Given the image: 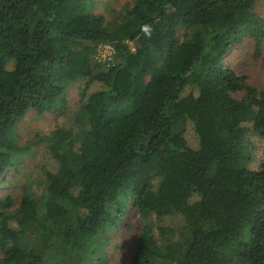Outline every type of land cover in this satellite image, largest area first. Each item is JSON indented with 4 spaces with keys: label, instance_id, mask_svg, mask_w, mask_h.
<instances>
[{
    "label": "trees",
    "instance_id": "1",
    "mask_svg": "<svg viewBox=\"0 0 264 264\" xmlns=\"http://www.w3.org/2000/svg\"><path fill=\"white\" fill-rule=\"evenodd\" d=\"M256 1L133 0L114 22L92 0H0V175L24 151L17 121L85 78L78 131L44 137L42 196L26 182L17 206L0 199V264H77L125 192L143 220L129 264H264V88L222 63L239 33H261ZM32 223L47 259L23 245Z\"/></svg>",
    "mask_w": 264,
    "mask_h": 264
},
{
    "label": "rangeland",
    "instance_id": "2",
    "mask_svg": "<svg viewBox=\"0 0 264 264\" xmlns=\"http://www.w3.org/2000/svg\"><path fill=\"white\" fill-rule=\"evenodd\" d=\"M132 6L133 0H92L91 4L94 13L102 14L106 21L114 22H120L125 10ZM253 13L262 22L261 33L254 35L256 29L251 28L239 33L222 63L237 74L244 75L249 84L262 89L264 88V0L255 2ZM175 34L178 41L183 40L185 32L181 25L176 28ZM99 45L95 46L94 53ZM84 82L85 78L62 81L63 89L60 97L45 111L37 114L34 110L29 109L17 121L14 127V136L16 141L24 147V151L14 156L12 165L0 175V199L11 196L14 206H17L21 196V187L26 182L31 184L37 195L42 194L44 183L41 179L40 168L50 161L45 149L44 137L49 135L56 124H64L66 127L71 125L73 131H78V128L72 125L71 113L77 105L79 91ZM181 126L179 121H175L172 129L177 132ZM188 136V144L195 147L194 138L192 135ZM120 199L122 200V215L117 217L114 222L104 225L100 234L88 248L87 251L90 250L88 255L82 256L84 252L80 250L76 252L74 263L78 264V258L84 257V264H129L143 220L139 212L131 206L128 192H125ZM147 221L154 226L153 215H149ZM167 223L172 226L180 224L178 219L173 218H168ZM22 238L25 247L33 245L44 253L46 259L49 258L48 250H45L47 246L38 235L36 223L29 224L22 230ZM70 255L66 252L56 257L70 259Z\"/></svg>",
    "mask_w": 264,
    "mask_h": 264
},
{
    "label": "built area",
    "instance_id": "3",
    "mask_svg": "<svg viewBox=\"0 0 264 264\" xmlns=\"http://www.w3.org/2000/svg\"><path fill=\"white\" fill-rule=\"evenodd\" d=\"M114 56V48L109 44H100L95 53L93 54V59L96 62H103L106 65L112 64Z\"/></svg>",
    "mask_w": 264,
    "mask_h": 264
}]
</instances>
